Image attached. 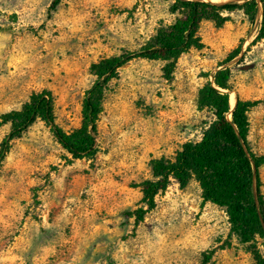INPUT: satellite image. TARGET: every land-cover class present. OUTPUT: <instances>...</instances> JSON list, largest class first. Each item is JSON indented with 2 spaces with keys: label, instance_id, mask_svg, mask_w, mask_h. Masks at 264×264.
<instances>
[{
  "label": "rangeland",
  "instance_id": "rangeland-1",
  "mask_svg": "<svg viewBox=\"0 0 264 264\" xmlns=\"http://www.w3.org/2000/svg\"><path fill=\"white\" fill-rule=\"evenodd\" d=\"M53 1L0 0V29H9L0 30V116L48 90L56 124L73 132L95 80L91 65L140 50L175 16L164 0H62L51 11ZM217 13L227 21L202 22L203 47L181 55L171 81L161 61L137 59L119 71L94 157L71 161L43 122L11 143L0 168V264H203L213 250L209 264H256L236 239L227 246L228 216L203 204L196 179L186 188L173 181L140 224L126 215L143 206L138 186L152 178L151 161L173 159L214 121L198 98L222 68L232 74L230 102H259L249 142L264 155L262 11L255 20L241 9ZM9 130L0 126V147Z\"/></svg>",
  "mask_w": 264,
  "mask_h": 264
},
{
  "label": "trees",
  "instance_id": "trees-1",
  "mask_svg": "<svg viewBox=\"0 0 264 264\" xmlns=\"http://www.w3.org/2000/svg\"><path fill=\"white\" fill-rule=\"evenodd\" d=\"M172 1L170 12L175 16L171 24H161L156 34L138 51H124L103 58L91 65L94 83L86 93L81 126L66 132L56 124L55 98L51 91L34 93L19 110L0 116V126L10 130L0 147V168L7 157L11 143L20 139L37 122H43L51 131L71 161L90 159L99 150L98 122L103 112V101L110 84L119 78V71L133 60L144 59L164 63V78H174L181 55L203 47L199 31L205 20L222 26L227 20L217 12L241 9L255 20L262 11L258 38L264 40V0H232L213 4L206 0ZM62 0H54L50 10L55 11ZM239 2H244L239 5ZM9 30V29H0ZM235 58L232 56L231 59ZM229 68L218 70L212 80L200 90V109L210 110L214 116L198 142H187L173 159L151 161L152 178L139 184L143 206L126 213L136 224L145 220L156 207V197L165 192L173 181L186 188L196 179L202 190L203 204L211 203L225 210L230 224V242L236 239L250 253L256 264H264V193L260 169L264 155H256L250 146L249 113L259 102L236 97L234 109L230 97L233 90ZM232 116V120H230ZM264 246V244H263ZM216 251L204 255L203 264H209Z\"/></svg>",
  "mask_w": 264,
  "mask_h": 264
},
{
  "label": "water",
  "instance_id": "water-1",
  "mask_svg": "<svg viewBox=\"0 0 264 264\" xmlns=\"http://www.w3.org/2000/svg\"><path fill=\"white\" fill-rule=\"evenodd\" d=\"M206 1H210V2L213 3V4H220V3H215V2L212 1V0H206ZM229 1H232V0H227L226 2H229ZM235 104H236V102H235ZM234 107H235V105L232 107V109H234ZM229 118H230V120H232V116H230Z\"/></svg>",
  "mask_w": 264,
  "mask_h": 264
},
{
  "label": "bare ground",
  "instance_id": "bare-ground-1",
  "mask_svg": "<svg viewBox=\"0 0 264 264\" xmlns=\"http://www.w3.org/2000/svg\"><path fill=\"white\" fill-rule=\"evenodd\" d=\"M213 1H215V2H220V1H224V0H213ZM231 103H232V105L234 106V105H235V99H232V100H231Z\"/></svg>",
  "mask_w": 264,
  "mask_h": 264
}]
</instances>
